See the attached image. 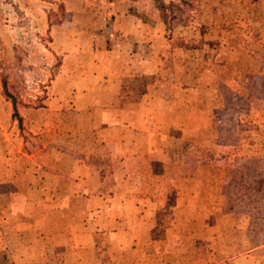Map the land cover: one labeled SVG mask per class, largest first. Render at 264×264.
<instances>
[{"label":"rangeland","instance_id":"obj_1","mask_svg":"<svg viewBox=\"0 0 264 264\" xmlns=\"http://www.w3.org/2000/svg\"><path fill=\"white\" fill-rule=\"evenodd\" d=\"M103 2L69 1L73 15L63 0H0V181L15 176L23 182L30 175L35 183L44 180L46 185L42 192L0 193V264H59L65 257L62 247L47 241L25 249L26 236L15 232L14 223L25 212L37 215L38 202L62 195L52 186L62 187L66 179L41 175L42 167L55 169L52 164L60 161L67 169L72 153L89 151L90 122L70 102L62 110L49 108L54 105L49 106L48 86L61 69L58 47L72 38V26L75 36L93 39L94 34L86 29L95 21L94 8ZM140 6L146 10V22L162 24L164 38L176 47L170 52L189 59L187 67L200 82L191 98L207 110L212 108L208 118L214 122L203 142L197 137V142L176 144L179 158L169 161L171 165L155 167V177H148L146 171L137 174L139 169L126 166L127 170L124 165V170H111L118 175H102L103 186L114 184L115 179L121 184L116 202L122 195L141 196L139 191L125 190L126 185H151L155 189L151 198L162 206L147 209L146 214L130 209L145 218L141 226L149 231L146 239L116 240L112 224L95 231L96 261L115 264L118 257L130 264H264V244L252 247L256 240L251 215L239 212L237 202L235 210L229 211V199L221 191L235 156L264 157V0H142ZM104 24L108 26L107 19ZM74 66L69 63L67 69ZM2 81L15 99L19 122L11 114ZM225 139L228 144H219ZM182 155L202 159L196 175L186 170L196 163L189 156L181 159ZM166 183L171 187L188 184L187 195L166 190ZM15 203L23 206L17 212L12 209ZM108 215L123 217L122 209L112 207ZM132 224L138 227L137 220ZM263 235L256 232L257 238ZM135 248L141 250L125 252Z\"/></svg>","mask_w":264,"mask_h":264},{"label":"crops","instance_id":"obj_2","mask_svg":"<svg viewBox=\"0 0 264 264\" xmlns=\"http://www.w3.org/2000/svg\"><path fill=\"white\" fill-rule=\"evenodd\" d=\"M63 1L66 10L75 15V10L69 8L68 2L72 0ZM103 1L102 7L94 8L93 25L86 26L89 28L86 31L94 34L93 39L75 36L76 28L72 26V38L62 48L57 46L62 55L61 69L48 86L49 106L54 105L49 108L62 110L70 102L72 109L90 122L89 151L82 155L72 153L67 169L60 161L52 164L51 168H55L52 171L42 167L41 175L66 179L62 187L52 186L62 191V195L50 202H38L41 209L37 215L25 212L22 220L14 223L15 232L26 236L25 249L41 246L42 241L62 247L65 257L59 264H100L92 251L94 235L110 224L116 240L146 239L149 231L141 226L146 220L139 213L146 214L147 209L162 206L151 198L154 187L126 185L125 190L139 191L141 196L122 195V200L116 202L115 193L122 191L121 184L115 179L116 186L112 182L103 186L100 178L117 174L113 171L123 165L127 170L126 166H133V171L139 169L137 174L146 171L148 177H155V167L171 165L169 161L179 158L174 149L176 144L197 142V137L203 142L212 127L213 118H208L212 108L207 110L191 98L190 93L199 88L200 82L187 67L189 59L170 52L176 47L164 38L162 24L157 20L146 22V10L140 6L142 0ZM69 63L75 65L73 70L67 69ZM187 156L196 163L186 169L194 176L201 169L202 159L194 155L180 158L186 160ZM95 160L106 163L97 165ZM24 178L23 182L15 176L0 181L1 188L7 186L0 193L42 192L46 187L44 180L37 184L34 176ZM187 185L171 187L166 183L165 188L187 195ZM79 192L88 195L82 197ZM14 205L12 209L16 212L23 207L22 203ZM112 207L121 208L123 217L109 216ZM133 207L140 211L131 212ZM136 220L138 227L131 226ZM139 250L125 252L136 254ZM114 259L115 264L131 263Z\"/></svg>","mask_w":264,"mask_h":264},{"label":"trees","instance_id":"obj_3","mask_svg":"<svg viewBox=\"0 0 264 264\" xmlns=\"http://www.w3.org/2000/svg\"><path fill=\"white\" fill-rule=\"evenodd\" d=\"M16 60L19 63L18 56ZM263 79L264 75L261 76V85H264ZM2 87L11 103V114L19 122L20 116L16 109L15 99L7 92L4 81H2ZM213 122L214 119H212V126ZM226 141L228 139L220 141L219 144H228ZM228 170L230 177L221 185V191L227 194L229 211L235 210V202L240 203L237 210L251 215V229L256 240L252 242V247L264 244V235L261 238L256 236V232L264 234V229L259 231V228L264 227V157L235 156Z\"/></svg>","mask_w":264,"mask_h":264}]
</instances>
